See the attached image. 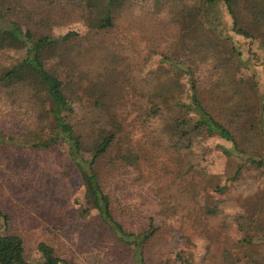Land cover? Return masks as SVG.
<instances>
[{
    "label": "trees",
    "instance_id": "1",
    "mask_svg": "<svg viewBox=\"0 0 264 264\" xmlns=\"http://www.w3.org/2000/svg\"><path fill=\"white\" fill-rule=\"evenodd\" d=\"M127 1L105 0L104 13L97 15L90 0H3L7 7L0 11V155L12 145L29 151L63 152L69 162L56 164L60 177L68 181L77 176L83 187L78 216L87 222L95 212L97 228L93 233L101 247L115 258L125 249L132 254V264H148L145 254L154 235L166 219H174L179 223L176 236L182 241L175 263L192 264L186 245L193 236H202L211 242L210 257L215 259L207 264H235L233 248L258 243L264 246V208L259 206V220L256 216L235 220L236 232L241 236L229 245V233L219 223L223 219L219 211L208 213L186 198L187 182L206 179L204 158L195 153L189 136L201 132L223 139L235 149L230 124L237 123L236 118L247 120L244 128L253 131L257 126L248 123L259 122L264 134V105L260 100L261 108L251 112L249 120L238 112L246 108L252 94L251 87H241L243 71L259 64V59H252L256 55L252 44L257 35H264V0H244L248 4L244 13L234 9L232 0H203L196 6L183 0H154L155 12L163 7L169 9V22L176 34L165 42L169 49L159 55L158 64L151 65L154 69L148 85L154 102L146 113H141L143 126L150 128L146 143L135 139L134 132L124 124L126 119L119 115L126 88L121 79L123 71L116 69L120 57L114 45L101 51L99 72L80 74L76 90L69 92L74 97L67 92L69 85L74 86L76 70L82 68L84 53L102 47L96 36L100 38L114 28L112 11L123 9ZM221 6L229 21L220 13ZM56 7L67 11L69 21L79 19L86 29L72 28L54 35L52 27L59 24L53 18ZM230 33L249 40L247 52L236 46ZM10 50H16L17 58L6 64ZM166 73L172 79L164 84ZM175 89L177 99L173 98L165 108L167 95L170 97ZM85 96L90 101L91 117L78 119L74 116L75 102ZM236 153L240 155L239 174L244 158L250 156L239 150ZM102 162L112 173L124 172L128 167L135 169L137 182L130 188L148 184L144 213H135L129 207L115 211L114 201L102 185L98 169ZM262 162L259 158L257 166L262 167ZM159 179H166L164 187ZM235 179L233 176L228 181ZM42 181L26 182L21 189L14 187L13 201L0 193V264H64L43 242L37 244L39 258L28 260L24 239L11 233L12 202L11 207L19 205L17 212L21 211L28 220L38 213L43 214L37 218L39 224L54 229L61 226L58 215L63 209ZM6 182L0 169V184ZM213 217L219 226L212 229L209 223ZM175 263L166 259L162 264ZM249 264L264 262L250 260Z\"/></svg>",
    "mask_w": 264,
    "mask_h": 264
},
{
    "label": "rangeland",
    "instance_id": "2",
    "mask_svg": "<svg viewBox=\"0 0 264 264\" xmlns=\"http://www.w3.org/2000/svg\"><path fill=\"white\" fill-rule=\"evenodd\" d=\"M183 1L189 6L200 5L203 2V0ZM232 2L236 11L244 13L243 8L248 5L244 0H232ZM90 3L95 5L97 15L104 13L105 0H90ZM153 4L154 0H129L123 9L112 11V16L115 17L114 28L102 33L100 38L96 36V41L103 43L102 47L92 48L84 53L81 59L82 68L77 69L72 78L74 86L71 88V85H69L67 91L70 97H74L69 92L76 90L80 74L85 75V73L95 72L92 74L95 75L99 72L101 51L106 52L105 50L114 45L113 48L117 50L120 57L116 69L123 71L122 74L125 76H122L121 79L125 82L126 88L124 90L126 100L119 109V115L121 118L126 119L124 124L129 126L130 131L134 132L135 139H140L144 143H146L145 137L150 136V128L146 129L143 126L141 113H146L152 106V102H154L153 97L149 94V92L152 93L151 86L148 85L152 80L151 76L154 69L151 65L158 64L159 55L169 49L165 42L170 41L176 34L175 27L169 22V9L163 7L159 12H155ZM4 5L3 0H0V11L7 7V4L5 7ZM219 11L225 20L229 21L225 8L221 6ZM53 18H56L59 23L52 27L51 31L54 35L72 28L80 31L86 29L83 28L79 19L77 21L73 19L74 22L69 21L67 11L59 9V7L53 10ZM230 35L235 37L236 46L240 47L243 53L247 52L249 40H244L233 33H230ZM252 47L256 51V55L252 59H259V64L256 66L251 65L253 70L243 71L245 79L241 87H251L252 94L246 108L241 107L238 110L247 119L250 117L251 112L261 108L259 100L261 104L263 103L262 106L264 105V35H257ZM16 53V50L8 52L7 57H5L6 64H11L16 60ZM251 63L253 64V62ZM166 74L164 75V84L172 79L169 73ZM252 84L255 85L254 88ZM176 92L175 89L170 97L166 94L168 100L165 108L172 103L173 98L177 99ZM179 94L183 97L182 91ZM77 101L75 102L76 114L74 116L78 119L81 117L90 118V111H88L90 109L89 98L85 96L80 102ZM155 101L157 102V100ZM248 112L249 114H247ZM235 120L237 123L230 124L232 125L231 132L236 145L235 149L231 143L215 136L209 137L201 132L189 136V141L192 143L195 153L204 158L206 165L204 177L206 179L204 181L195 179L185 185V195L190 202L197 203L208 213L219 211V215L223 218H218L219 223L227 228L229 245H232L241 236L236 232L235 220L254 216L258 217L256 219L259 220V215L261 216L259 206L264 208V163L262 162V167L257 166L259 158L264 160V134H261L259 130V122L248 123V126H257V129L253 131L244 128L247 120L243 121L237 118ZM262 126V129H264V124ZM223 149H227L229 153H225ZM238 150L250 156L249 159L243 157L245 165L239 174L236 173L237 166L240 163V155L236 153ZM62 160L63 163L68 164L69 162L66 155L56 149L38 152L13 145L3 150L0 155V169L8 179L5 184H0V193L5 194L10 199H6L7 201H13V193L11 192H13L14 187L21 189L26 182H36L42 179V183L47 185L49 192L54 198H57L56 203L63 211L66 209V212L62 211L58 215L62 220L61 226L59 229H54L48 225L38 223L37 218H40V215L43 214L37 213L36 218L28 220L27 217L21 214V211L17 212L19 206L17 203L18 206L14 209L11 205L15 202L10 204L11 233L24 239L26 258L32 262L39 258L37 244L43 242L54 249L55 255L64 264H132L130 251L122 249V253L118 255V258H115L116 256L108 254L105 248L101 247L98 238L93 233V229L97 228L95 212H92L91 219L87 222L79 218L77 211L81 207L83 187L77 176L69 178L68 181H64L60 177L56 164L59 165ZM98 169L101 171L103 188L114 201L115 211L129 207L130 210L134 209L135 213H144L142 209L146 207L145 189H148V184L145 183L141 188H130L136 185L137 182H135V169L131 171V168L128 167V169H124V172L121 171L122 174L120 171L112 173L109 168H105L103 162L98 166ZM142 169L144 173L147 172L144 167ZM233 176L236 179L228 181ZM158 182L162 187L166 185V179H159ZM137 207H139L138 212L135 210ZM26 212H28L27 208ZM118 219L122 220L120 216H118ZM209 224L212 229L219 226L214 217ZM178 231V221L166 219L162 223L145 254L148 264H162L166 259H171L173 263L176 262L174 256L182 246V241L176 236ZM117 247L118 250L122 248L120 245ZM186 248L191 254L192 264L215 262V259L210 257L211 242L205 237L193 236ZM232 250L234 258L232 261L235 264H249L250 260L258 262L261 259L264 262V246L259 247V243L258 246L255 244L244 245L243 247H235Z\"/></svg>",
    "mask_w": 264,
    "mask_h": 264
}]
</instances>
